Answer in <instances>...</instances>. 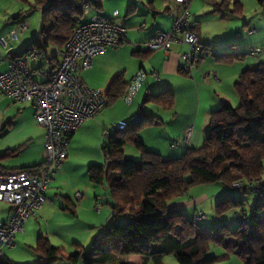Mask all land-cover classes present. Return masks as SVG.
Masks as SVG:
<instances>
[{
	"label": "crops",
	"instance_id": "0c3cea01",
	"mask_svg": "<svg viewBox=\"0 0 264 264\" xmlns=\"http://www.w3.org/2000/svg\"><path fill=\"white\" fill-rule=\"evenodd\" d=\"M28 2L32 4L31 1ZM28 2L0 0V38L9 35L20 22H30V15H22L23 11L27 9L29 11L25 5ZM131 2H135L137 6L135 11L128 12ZM237 2L243 7L242 13L235 11ZM100 3L102 7L99 11L103 16L127 29V41L98 55L91 68L79 70L78 75L81 81L108 95L112 82L118 76L121 77L124 85L128 84L140 70H144L147 77L130 103H127L122 97L124 89L120 97L109 102L106 108L95 117L86 120L73 134L69 144L68 157L62 165L61 171L54 176V181L51 182L47 191L48 202L38 215L31 216L26 221L24 230L17 234L16 247L6 250L5 257L10 258L15 264L35 262V255H39L35 248L40 236L46 237L56 247H67L69 242L76 246V250L77 244L82 245L84 240L79 233H88L87 229H82L79 232L73 231L75 227L73 225L75 221L81 219L82 213L90 212L98 215V218L95 219L99 222L92 223L91 227L93 228H104L112 222L114 200L110 192H103L101 188L85 183V197L77 201L74 197L77 190L71 192L60 187L55 190L51 189L53 184L61 185L63 182L65 172L71 167L75 145L87 139L97 146L102 144L103 149L105 129L110 124L119 121L130 123L143 108L145 112L159 117L161 123L140 130L138 139L148 150L160 153L165 159L177 158L179 154L188 149L183 145L175 144L182 140L187 128L193 126L189 148L202 147L209 133L212 112L225 101H229L231 104L238 102L239 96L235 89V83L240 75L245 70L264 63V8L258 0H193L191 28L198 35L199 43L203 48L207 46L212 53L202 54L200 61L195 64L190 73L181 70L184 55L188 51V45L185 43H175L168 51L159 49L145 53L136 48V44L144 45L157 32L171 30L181 11L175 0H101ZM114 11H118L117 16L113 15ZM40 24L41 19L30 37H27L26 30L20 35L18 41L10 42L9 46L3 50L6 59L0 58V74L8 70V58L11 53L24 50L39 35ZM28 30H30L29 25ZM250 30L253 31L251 34ZM52 47H54L52 56H57V60H53L54 65L50 60L41 63V66L51 73L56 70L55 66L63 53V49ZM258 47L263 49L262 54L260 56L252 55L253 49ZM227 53L243 56L233 63L220 62L213 56V54ZM37 65L38 63H32V68L34 76L40 79L36 72ZM155 74L159 76V79ZM165 90H170L173 93L172 106L168 107L155 102L144 104V99L148 94H158ZM45 134V128L35 120V108L32 103H19L0 94V154L9 152L5 158L0 160L2 167L18 168L42 163L46 155V151L44 152ZM133 146L132 143L126 144L124 154L139 162L141 153L137 147L134 149ZM24 151L29 152L26 156L30 155L28 163L18 164L11 159L19 153L21 155ZM89 162L92 164L91 162L99 161L91 159ZM203 187L204 194L201 192L198 196L187 197L188 193H186L170 201L169 207L185 213L188 217L192 212L195 220L202 222L207 219V214L198 209L201 203L210 200L215 209L217 199L231 193L234 194L230 187L220 186L219 183L206 184ZM107 196H109L107 203L111 207L108 206L105 210L99 207V211L96 210V205H99L98 203L101 201L104 204ZM70 207L75 208V214L68 210ZM12 212L11 204L0 201V222H7ZM200 213L204 215V218L198 220L197 217ZM235 213L237 211L232 212L229 221H225L224 216L218 218L216 212L213 213L210 220L211 227L219 226L222 223H231L235 219ZM99 216L103 217L100 219ZM121 216L128 218L130 216L129 209H125ZM92 236L93 239H97L98 233H94ZM176 242L177 240L170 236L157 246L175 248L169 253L157 255H161L163 264H179L175 255ZM171 255L177 263L167 262ZM53 264L69 263L60 260ZM147 264H156L155 258L151 256Z\"/></svg>",
	"mask_w": 264,
	"mask_h": 264
},
{
	"label": "trees",
	"instance_id": "16d2710c",
	"mask_svg": "<svg viewBox=\"0 0 264 264\" xmlns=\"http://www.w3.org/2000/svg\"><path fill=\"white\" fill-rule=\"evenodd\" d=\"M92 1L98 9L102 7L101 0ZM258 1L264 8V0ZM31 6L41 11V24L39 35L30 44L45 51L47 60L54 65L57 56L49 57L48 48L64 49L75 27L84 19L81 0H34ZM136 6L131 2L128 12L135 11ZM242 8L240 3L235 4L237 13H242ZM27 50L26 46L24 50L12 52L10 58L21 57ZM203 50L206 55L212 53L207 46ZM213 56L220 62L233 63L243 55ZM126 86L118 76L109 89V102L120 97ZM235 89L240 104L235 107L225 101L216 108L211 114L209 133L203 146L188 148L181 157L165 159L160 153L148 150L138 139L140 130L161 123L159 117L143 108L125 128L105 137V163L91 165L89 174L91 181L97 184L108 180L114 200L112 222L93 242L90 251L77 244L75 252L68 253L40 236L35 250L41 260L36 264H53L60 260L69 264H147L151 256L156 264H163L161 255H157L175 248L157 246L170 236L177 240L175 255L179 264H216L219 258L206 257L214 242L230 252L237 251L246 264H264V202L258 201L248 216L242 198L233 193L222 197L216 210L220 214L237 211L242 223H238L236 230H232L229 223L202 229L196 220L169 207L170 201L188 193L196 185L222 183L236 190L233 187L236 181H251L264 176V63L245 70L235 83ZM148 102L170 107L174 96L170 90H165L148 94L144 104ZM128 143L140 151V162L125 156L124 147ZM8 153L0 154V160ZM44 164L45 161L18 168L0 165V173H35ZM243 190L249 192L247 187ZM127 208L129 218L118 221V214ZM239 208L242 211H238ZM68 210L73 214L76 212L74 207ZM0 264L15 263L4 256L0 258Z\"/></svg>",
	"mask_w": 264,
	"mask_h": 264
},
{
	"label": "built area",
	"instance_id": "2783aa9c",
	"mask_svg": "<svg viewBox=\"0 0 264 264\" xmlns=\"http://www.w3.org/2000/svg\"><path fill=\"white\" fill-rule=\"evenodd\" d=\"M180 6V14L175 19L170 31L157 32L144 45L136 44L140 51H168L175 43L188 45L181 70L192 72L193 67L204 54L198 35L191 28L193 0H175ZM84 18L74 29L72 37L63 49L62 56L54 72L49 73L41 66L47 60V54L40 48L28 44L27 52L17 58H8L9 68L0 74V94L24 103L30 102L35 108L36 122L45 128L44 147L45 164L35 173L22 171L18 173H0V201L13 206V212L7 222H0V258L6 255L7 249L16 247L17 234L24 230L26 221L38 215L48 202L49 186L62 167L69 154V144L73 134L86 121L101 111L109 103L107 95L98 88L83 83L78 75L79 70H87L94 64L95 58L109 48L118 47L127 41V29L114 20L103 16L92 0H81ZM114 16L118 11H114ZM28 29L26 22H20L9 35L0 38V58L5 60L3 50L10 42L18 41L20 35ZM253 31L250 30L251 34ZM262 48H255L252 55L260 56ZM38 63L34 76L32 63ZM159 79V76L155 74ZM147 73H138L127 84L123 99L130 103L144 83ZM129 123L119 121L111 124L104 131V137L125 128ZM193 126H189L182 140L175 142L189 148ZM235 189L247 187L257 194L264 192V178L251 181L238 180L233 184ZM85 197L84 191L75 193L77 201ZM101 204V203H99ZM99 210V207L97 208ZM235 221L242 223L239 213L234 214ZM204 218L202 213L198 220Z\"/></svg>",
	"mask_w": 264,
	"mask_h": 264
},
{
	"label": "rangeland",
	"instance_id": "374dc122",
	"mask_svg": "<svg viewBox=\"0 0 264 264\" xmlns=\"http://www.w3.org/2000/svg\"><path fill=\"white\" fill-rule=\"evenodd\" d=\"M21 1H24V0H21ZM28 1H31L32 3H34V0H28ZM28 1H24V2H28ZM25 5H26V7L29 8V11H28V9L23 11L22 15H30V22H27L29 27H30V30L27 29V31H26L27 37H30V35L33 33L34 28L35 27L37 28L38 25H39V22H40V19H41V11L39 9H34L31 6V4H29V2L27 4H25ZM84 18H86L85 15H84ZM53 48L54 47H52V46H50L48 48L49 57L52 56V53L54 51ZM120 102L125 104V102L122 101V100H120ZM232 104L235 107H237L240 104V98H239L238 102H233ZM110 126H111V124L109 125V127ZM133 148L135 149L136 146L134 145ZM44 152H45V150H44ZM184 153L185 152H183L182 154H179L178 157H181ZM19 154L17 156H15V157H11V159L15 160L16 163H18V164H21V163L24 164V163H28L29 162L30 155H29V157H26L27 154H29V152L26 153V151H24V152L21 153V155H19ZM45 159H46V155H45L44 161H45ZM91 159H94V161L98 160L99 162H91L92 164H90L89 161ZM104 163H105V156H104V153H103L102 144L100 146H97V144H93L92 142H90L89 140L86 139V140L80 142L79 144L75 145V150L73 149L71 167H70V169L67 172H65V178H63V180H62L63 182H61V185L53 184L51 189L55 190V189L60 187L63 190H70L71 192H74L75 190H77L76 192H78V191H82L83 192V191H85L84 187H86L85 183H87L90 186L94 185V186H97L98 188H101L103 190V192H105V191L110 192L107 179H105L104 183L97 184V183H94V182L91 181L90 174H89V168L91 167V165H93V164H104ZM61 169L62 168H60L58 170L57 174L61 171ZM235 174L237 175L238 173H235ZM263 178H264V176H263ZM53 181H54V178H53L52 182ZM205 185L206 184H200V185L193 186L190 189V191L188 192L187 197H190L192 195L193 196H198V195H200L201 192H203V194H204L205 192L203 190V188H204L203 186H205ZM219 185L220 186H224V184H222V183H219ZM90 189H92V188H90ZM233 191H234V195L237 198H242L245 201L244 209L247 211L248 216L251 214L254 205L258 201L259 202H264V194L263 195L262 194H257V193H255L253 191H250V190H249V192H245L243 189H241V190L240 189H236V190H233ZM75 193H74V197H75ZM222 197H224V196H222ZM221 198H219V200ZM219 200L217 199L218 202H219ZM108 201H109V196H107V198H105V203L104 204L101 201V202H99L101 204L98 203L99 205H96V210H98L97 209L98 207H100L102 210L107 209L108 206L110 208L111 206L108 205V203H107ZM198 209L202 210V212L207 214V219L205 221H202V222H198L197 221V223L200 225V227L202 229L211 227L210 220L212 219L213 213L216 212V215H217L218 218H219V216H224L223 218L225 219V221H229V219H231V217H232V212L234 211V210H229L227 212H223V213L220 214V213H218L216 208L214 209L212 207V204H211L210 200H207V201H204L203 203H201ZM238 211H242L241 208H239ZM120 215L118 216V221H120V222H124V221H126L129 218V217L127 218V216H121L120 217ZM193 215L194 214L192 212H190L189 217H190L191 220H195ZM97 216L98 215L96 213H94V214L90 213V212L82 213L81 214V219L79 221H75V224L73 225V226H75L74 227L75 229L73 228V231H78L79 232V231H82V229L83 230L84 229L88 230V233H84V232L79 233V235L82 237V239H84L83 242H82V246L88 251L91 250V248L93 246V242L96 240V238L93 239L92 235L94 233H98V236H97V239H98L105 232L106 227H107V226L104 227V228H93V227H91L92 223H94L96 221L99 222V220L95 219V218H98ZM100 217L101 216H99V218ZM103 219H105V218H103ZM229 224H230L232 230H236L238 228V226H239L238 222L235 221V219H234V221H232ZM219 225H221V224H219ZM66 226H68V225H66ZM67 228H70V227H67ZM62 247L64 248V250L66 252L74 253L76 246H73V244H70L68 242V246L67 247H65V246H62ZM8 250H10V249H7V251ZM35 256H36V260H34L35 262H31V264L39 263V261L41 260L39 255H35ZM223 256L224 257L226 256V257L223 258ZM206 257H217V258H219V260L216 262V264H246L241 259V257L239 256L237 251L230 252L225 247H223L222 245H220L219 243H216V242H214V243H212L210 245V248H209V251H208ZM172 261L177 263V261H175V258L171 255L167 259V262L168 263H172ZM19 264H21V263H19Z\"/></svg>",
	"mask_w": 264,
	"mask_h": 264
},
{
	"label": "water",
	"instance_id": "95a60500",
	"mask_svg": "<svg viewBox=\"0 0 264 264\" xmlns=\"http://www.w3.org/2000/svg\"><path fill=\"white\" fill-rule=\"evenodd\" d=\"M136 118H137V117H136ZM136 118H135V119H136ZM135 119H134V120H135Z\"/></svg>",
	"mask_w": 264,
	"mask_h": 264
}]
</instances>
